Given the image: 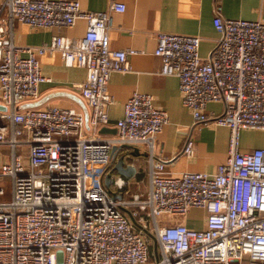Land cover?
<instances>
[{
  "label": "built area",
  "instance_id": "1",
  "mask_svg": "<svg viewBox=\"0 0 264 264\" xmlns=\"http://www.w3.org/2000/svg\"><path fill=\"white\" fill-rule=\"evenodd\" d=\"M124 10L116 0L97 11L78 0L0 2V20L10 23L87 22L82 37L55 34L36 46L0 34V264H264V148L239 150L240 130H264V22L223 18L217 2L213 25L220 36L206 57L198 35L157 34L160 72L178 77L193 123L230 130L227 158L214 171L166 176L169 159L154 158L153 140L168 114L152 96L135 91L122 117L114 124L109 117L110 75L129 70L128 55L136 52L110 47L111 11ZM55 50L65 65L86 68L77 87L90 109L89 135L79 110L30 104L50 80L37 55ZM211 101L223 104L221 113L206 112ZM111 125L115 134L97 135ZM118 145L149 151L146 191L130 194V179L109 175ZM183 153L193 154L192 139ZM107 174L122 198L106 189ZM192 208L203 210V228L182 221Z\"/></svg>",
  "mask_w": 264,
  "mask_h": 264
},
{
  "label": "crops",
  "instance_id": "2",
  "mask_svg": "<svg viewBox=\"0 0 264 264\" xmlns=\"http://www.w3.org/2000/svg\"><path fill=\"white\" fill-rule=\"evenodd\" d=\"M2 0H0L1 2ZM80 7L97 11L108 9L110 0H78ZM125 4L122 12L111 11L112 25L109 28L112 49L134 48L128 55L130 69L125 72L113 71L108 82V93L112 97L108 113L111 123L121 118L124 104L133 92L147 93L152 103L168 114V122L154 135V158L166 157L169 161L162 171L166 176H178L186 171L212 172L225 161L229 149L230 130L227 126L194 124L190 110L183 104L176 75L160 72L161 57L154 50L159 32L191 34L200 36L199 53L206 57L214 47L220 32L213 25L217 2L223 18H243L264 22V0H116ZM87 22L78 18L72 26L32 27L17 19L10 22L0 20L1 36L11 37L19 46H36L47 43L55 34L82 37ZM23 55L26 52H22ZM37 59L42 73L50 80L39 84L38 97L30 104L35 107L58 105L79 110L84 116V132L92 133L89 126L90 109L77 87L86 77L83 64L67 66L60 52L46 51ZM4 108L0 101V109ZM223 104L208 102L206 112L219 114ZM115 129L113 125L107 127ZM116 130V129H115ZM115 134L97 132L98 136ZM188 139L193 141V154L187 156L183 148ZM264 148L263 129H242L239 135V150L248 151ZM149 151L142 145H118L111 157L112 172L119 159L123 168L131 169L126 178L130 179V194L146 191L149 187ZM110 169V168H109ZM108 175V174H107ZM196 209V208H192ZM203 212V210H201ZM204 214V212H203ZM189 227L203 228L204 220H190L181 217Z\"/></svg>",
  "mask_w": 264,
  "mask_h": 264
},
{
  "label": "rangeland",
  "instance_id": "3",
  "mask_svg": "<svg viewBox=\"0 0 264 264\" xmlns=\"http://www.w3.org/2000/svg\"><path fill=\"white\" fill-rule=\"evenodd\" d=\"M1 184L4 187V190L6 192V195L4 198H8L10 188H11L10 178L7 177L6 179H4V181ZM105 187L114 198H122L123 194L121 190H112L110 186H106V185ZM186 215L188 216L190 220L201 221L203 219V212L201 211V209H190ZM153 257H154V254L151 255V258Z\"/></svg>",
  "mask_w": 264,
  "mask_h": 264
},
{
  "label": "water",
  "instance_id": "4",
  "mask_svg": "<svg viewBox=\"0 0 264 264\" xmlns=\"http://www.w3.org/2000/svg\"><path fill=\"white\" fill-rule=\"evenodd\" d=\"M99 131L102 132V133H103V132H112V133H115V132H116L115 129H109V128H107V127H102V128H100ZM115 148H116V147L113 148V151H114ZM113 151H112V154H113ZM114 169H116L118 173L123 174V175L126 176V177L128 176V174H129L130 171H131V169L123 168V162H122L121 159H119V160L117 161V163L114 165ZM104 182H105V185H106V186H109V183H110L109 175H107V176L105 177Z\"/></svg>",
  "mask_w": 264,
  "mask_h": 264
},
{
  "label": "trees",
  "instance_id": "5",
  "mask_svg": "<svg viewBox=\"0 0 264 264\" xmlns=\"http://www.w3.org/2000/svg\"><path fill=\"white\" fill-rule=\"evenodd\" d=\"M110 171L112 172V166H110Z\"/></svg>",
  "mask_w": 264,
  "mask_h": 264
}]
</instances>
